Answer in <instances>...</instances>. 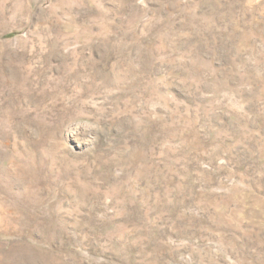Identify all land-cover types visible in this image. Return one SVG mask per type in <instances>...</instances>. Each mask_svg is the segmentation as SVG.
<instances>
[{
    "label": "rangeland",
    "instance_id": "obj_1",
    "mask_svg": "<svg viewBox=\"0 0 264 264\" xmlns=\"http://www.w3.org/2000/svg\"><path fill=\"white\" fill-rule=\"evenodd\" d=\"M0 264H264V0H0Z\"/></svg>",
    "mask_w": 264,
    "mask_h": 264
}]
</instances>
